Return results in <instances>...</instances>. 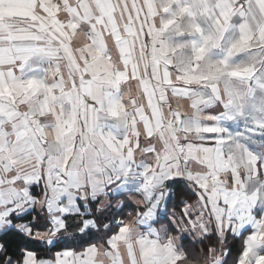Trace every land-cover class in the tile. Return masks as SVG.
Listing matches in <instances>:
<instances>
[{
    "label": "snow or ice",
    "instance_id": "6c2138e0",
    "mask_svg": "<svg viewBox=\"0 0 264 264\" xmlns=\"http://www.w3.org/2000/svg\"><path fill=\"white\" fill-rule=\"evenodd\" d=\"M0 264H264V0H0Z\"/></svg>",
    "mask_w": 264,
    "mask_h": 264
},
{
    "label": "trees",
    "instance_id": "16d2710c",
    "mask_svg": "<svg viewBox=\"0 0 264 264\" xmlns=\"http://www.w3.org/2000/svg\"><path fill=\"white\" fill-rule=\"evenodd\" d=\"M129 211H131V209H129ZM183 243L189 247V251H192L191 244L195 243V241L194 240H185V241H183ZM231 243H234L236 245V247L233 248V253H236L237 251H239V249H240L239 242L238 241H231Z\"/></svg>",
    "mask_w": 264,
    "mask_h": 264
},
{
    "label": "crops",
    "instance_id": "0c3cea01",
    "mask_svg": "<svg viewBox=\"0 0 264 264\" xmlns=\"http://www.w3.org/2000/svg\"><path fill=\"white\" fill-rule=\"evenodd\" d=\"M7 14H16V10H14V9H5L4 10ZM61 18H63V14L61 13ZM82 41H83V38L81 37V38H79V41H78V44L79 43H82ZM109 47L111 48L112 47V43L111 42H109ZM125 99H127V97H125ZM186 107V106H185ZM111 127L112 128H115L116 127V125L115 124H112L111 125ZM249 235L250 234H252L251 233V230H249V233H248ZM240 244V243H239Z\"/></svg>",
    "mask_w": 264,
    "mask_h": 264
}]
</instances>
